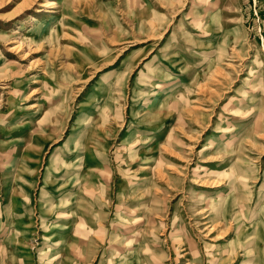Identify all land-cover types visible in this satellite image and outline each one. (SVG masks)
Listing matches in <instances>:
<instances>
[{
    "label": "rangeland",
    "instance_id": "1",
    "mask_svg": "<svg viewBox=\"0 0 264 264\" xmlns=\"http://www.w3.org/2000/svg\"><path fill=\"white\" fill-rule=\"evenodd\" d=\"M0 264H264V0H0Z\"/></svg>",
    "mask_w": 264,
    "mask_h": 264
},
{
    "label": "crops",
    "instance_id": "2",
    "mask_svg": "<svg viewBox=\"0 0 264 264\" xmlns=\"http://www.w3.org/2000/svg\"><path fill=\"white\" fill-rule=\"evenodd\" d=\"M60 231V235H64L65 233H66V230H64V229H62V230H59ZM56 245V244H55ZM56 247H58V246H55L54 247V249H55V251H56V249L58 250L59 249V247L58 248H56ZM48 255V254H47ZM47 255H44V256H47Z\"/></svg>",
    "mask_w": 264,
    "mask_h": 264
}]
</instances>
